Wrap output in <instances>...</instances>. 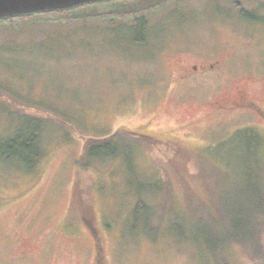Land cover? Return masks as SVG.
I'll return each mask as SVG.
<instances>
[{
  "label": "rangeland",
  "instance_id": "obj_1",
  "mask_svg": "<svg viewBox=\"0 0 264 264\" xmlns=\"http://www.w3.org/2000/svg\"><path fill=\"white\" fill-rule=\"evenodd\" d=\"M125 3L0 20V141L41 151L0 157V264H264V118L207 103L264 112V0L142 2L140 26ZM177 56L223 65L181 82Z\"/></svg>",
  "mask_w": 264,
  "mask_h": 264
},
{
  "label": "trees",
  "instance_id": "obj_2",
  "mask_svg": "<svg viewBox=\"0 0 264 264\" xmlns=\"http://www.w3.org/2000/svg\"><path fill=\"white\" fill-rule=\"evenodd\" d=\"M106 1H126L125 4H122L121 7H124L123 9V16H121V18L124 17V19L126 20L128 17H134L133 15H135V19L137 20L139 26L143 23V15L144 13H140L139 11V7L137 6V4L139 3L141 5V3H145L146 5L150 6L153 3H157L158 0H104V2ZM93 3H97V2H92V3H86V4H82V5H78L75 7H71L68 9H58V10H46L43 12H38V13H33V15H38L39 14H44V15H50L52 16V20H56V19H62V17H58V16H63L61 14H65L66 12H70L72 10H76L78 8L81 7H86L90 4ZM142 3V5H143ZM145 5V6H146ZM136 7H138L136 9ZM143 7V6H142ZM26 15H32V14H26ZM12 17H19V16H11V17H6V18H12ZM56 17V18H55ZM145 17V16H144ZM73 18H77L76 16H71V17H65L63 18L64 21H68L70 19ZM4 19V18H3ZM2 20V19H0ZM35 137L34 135L31 136L30 139H22L21 136H14L13 138H9L3 141H0V157H3L4 159H15L18 158L20 160H23L24 163L26 165H30L34 160L29 161L27 158L28 155H31L33 157L36 156H40L41 155V151L40 148H38L37 146L34 145L35 142ZM135 138L134 136H131V138ZM122 148V145L120 147V143L119 141H116L115 139H106V140H102L99 142H91V143H87L86 144V154L88 157L90 158H101V157H109V156H115L118 154V150ZM125 152H123V154H125V156L127 157L129 154V151H127L126 149L124 150ZM36 161V159H35ZM34 161V163H35ZM33 163V165H34ZM139 192L140 190H137L136 194L138 197V201L136 206L134 207V211L136 214H142L141 216L143 217V219H133L134 220V224H137L139 221L142 222L144 228L148 231H150L148 229V225H147V220L149 219L150 216V208L147 206H144L139 198ZM258 210L260 211H264V205H262L260 208L255 209L254 213H256ZM140 216V215H139ZM145 218V219H144ZM178 228V227H177ZM176 230L178 232H180L182 234V232L180 231V229ZM183 235V234H182ZM231 238H239L238 235L235 236V232H232ZM215 239L212 240V244L211 246L214 247L213 244H217L219 241H214Z\"/></svg>",
  "mask_w": 264,
  "mask_h": 264
},
{
  "label": "flooded vegetation",
  "instance_id": "obj_3",
  "mask_svg": "<svg viewBox=\"0 0 264 264\" xmlns=\"http://www.w3.org/2000/svg\"><path fill=\"white\" fill-rule=\"evenodd\" d=\"M174 68V75L177 80L181 82H197V80H203L210 75H218L221 71L223 62L221 58H215L213 60L203 58L199 59L197 62L189 61V58H184L177 56L172 59ZM232 97L229 99L224 95H219L216 98L208 101L210 108L213 107L212 112L217 115H225L229 112L235 113H256L260 117L264 118V112L259 109H252L253 102L250 100L249 95L245 89L236 85L232 91ZM206 103V104H207ZM132 134L135 133L139 137H147V135L139 134L138 132L131 131Z\"/></svg>",
  "mask_w": 264,
  "mask_h": 264
},
{
  "label": "water",
  "instance_id": "obj_4",
  "mask_svg": "<svg viewBox=\"0 0 264 264\" xmlns=\"http://www.w3.org/2000/svg\"><path fill=\"white\" fill-rule=\"evenodd\" d=\"M104 0H0V19L46 10L68 9Z\"/></svg>",
  "mask_w": 264,
  "mask_h": 264
}]
</instances>
